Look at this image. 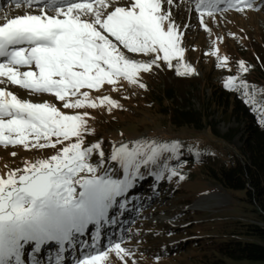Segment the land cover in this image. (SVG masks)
<instances>
[{
	"label": "snow or ice",
	"instance_id": "6c2138e0",
	"mask_svg": "<svg viewBox=\"0 0 264 264\" xmlns=\"http://www.w3.org/2000/svg\"><path fill=\"white\" fill-rule=\"evenodd\" d=\"M164 3L130 0L127 6H120L119 0H16L17 9L38 6V12L18 14L0 23V83L6 81L33 94H51L64 109L79 110L104 104L119 107L110 96L93 99L88 90L105 83L114 85L120 78L144 88L139 74L159 67L160 61L171 68L175 59L178 75L192 74L195 69L191 64L182 62L183 32L171 11L177 0H166L168 10ZM253 7V0H196L194 10L199 13L202 28L211 32L205 13L214 18L216 12H243ZM216 42L213 55L218 53ZM129 54L151 59L137 60ZM217 59L218 66H226V56L217 55ZM238 64L241 71H248L244 61ZM21 67L27 70L20 71ZM236 80L229 76L225 87H237ZM239 86L246 87L243 81ZM88 117V112L66 114L55 104L22 99L0 87V144L40 149L66 144L50 159L26 165L23 174L18 175L21 170L17 169L7 178L0 176V264H20L29 243L35 248L29 252L27 264H41L36 253L48 240L60 244L55 264H63L66 248L76 244L93 251L74 264H101L112 251L121 264H128V258L134 257L123 240L110 241L105 250H100L102 226L117 223L109 212L126 209L129 190L144 178L141 167L157 164L164 152L178 159L180 144L136 141L131 147L128 143L113 145L109 159L122 168L123 178H113L109 171L98 174V165L89 162L90 157L99 150L102 164L105 152L100 143L84 146V137L90 131ZM161 166L168 167L166 163ZM169 172V178L178 175L174 167ZM150 175L163 179L160 172ZM76 215L87 217L84 226L75 229L76 239L72 229L63 235L61 229L49 227L55 220ZM88 224L94 226L91 234Z\"/></svg>",
	"mask_w": 264,
	"mask_h": 264
},
{
	"label": "rangeland",
	"instance_id": "374dc122",
	"mask_svg": "<svg viewBox=\"0 0 264 264\" xmlns=\"http://www.w3.org/2000/svg\"><path fill=\"white\" fill-rule=\"evenodd\" d=\"M253 2L254 7L243 12L228 9L216 12L214 18L205 13V22L211 29L208 32L200 25L199 13L194 10L196 0H177L171 11L183 32L181 43L185 52L182 62L191 64L195 72L181 76L175 69L177 60L172 61L171 68L166 62L160 61L159 67H153L149 72L141 71L139 74V82L145 85L144 88L120 78L114 85L105 83L98 89L88 90L93 99L110 96L118 102L119 107L104 104L96 108L64 109L63 104L51 94H33L6 81L0 83V87L12 91L19 98L55 104L66 114L88 112L90 131L84 137V146L100 143L105 152L102 164L99 163V150L90 157L89 162L98 165V174L109 171L113 178H123L122 168L109 159L113 145L128 143L131 147L136 141L179 142L178 159L175 154L164 152L157 164L141 167L144 178L137 180L135 187L129 190L131 195L128 194L126 209L116 211L114 219L117 220L123 210L126 211V217H122L124 220L120 225L115 227L112 224L114 231L102 233L104 239L99 244L100 250H105L108 237L112 236V242L123 240V246L134 253V257L128 258V264H133V260L136 264H214L212 259L217 257V246L224 239L234 236L231 232L236 220L261 223L262 219L260 220L256 207L243 197L244 191L229 190L203 175L197 165L192 168L184 164L181 152L182 149L192 148L205 156L204 147L209 146L206 152L224 153L243 143L244 121L241 122L235 116L231 118L230 111L215 106L212 92L214 85L225 84L229 76H235L237 87L233 88H239L243 81L245 85L249 84L257 90V96L258 93L264 95V3L262 0ZM15 3L8 0L0 7V23L14 18L15 15L28 13L23 11L12 15L9 7L13 4L12 8L17 10ZM129 3L130 0H119L120 6H127ZM164 8L168 10L166 0ZM186 25L192 26L185 28ZM214 40L217 41V55L228 58L226 66H218L217 55L211 54ZM129 55L137 60L151 59L139 54ZM241 60L245 62L247 72L240 70L238 62ZM25 70L26 67L20 68V71ZM259 78L260 82L256 81ZM169 86L174 87L175 95L188 108H208L206 112L209 123L205 121L206 127H177L168 117L160 114L162 108L159 100L157 102L155 91ZM231 101L229 99L230 103ZM170 104L171 100L167 101L166 108ZM213 127L219 134L213 132ZM236 130L239 131L236 133ZM225 134L229 137L226 138ZM72 142H75L74 138ZM193 144L195 147H190ZM63 146L66 144L40 149L0 144V176L7 178L8 173L17 169L21 170L18 175L23 174L22 170L26 165L50 159ZM163 163L168 167H162ZM173 167L178 175L169 178V169ZM155 172L162 173L163 179L158 180L155 175H150ZM110 211L111 214L114 212ZM32 245L33 243H29L23 249L26 264L30 259L29 252L33 251ZM75 246V250L63 253L66 260L63 264H74L76 259L93 251L91 247L85 249L79 244ZM59 247L57 242L54 248L46 249V253L52 252L54 256L44 257L41 264H55ZM36 255L40 257L39 253ZM231 262L264 264L263 260L248 259ZM101 264L121 262L112 251Z\"/></svg>",
	"mask_w": 264,
	"mask_h": 264
},
{
	"label": "trees",
	"instance_id": "16d2710c",
	"mask_svg": "<svg viewBox=\"0 0 264 264\" xmlns=\"http://www.w3.org/2000/svg\"><path fill=\"white\" fill-rule=\"evenodd\" d=\"M256 91L249 84L246 87L226 88L225 84L220 83L214 85L212 92L215 106L230 111L231 118L235 116L241 122L244 121L241 146L229 148L224 153L206 152L207 146L203 150L205 156L192 148L181 150L184 164L192 168L197 165L203 175L229 190L244 191L243 197L256 207L262 219L261 223L236 220L231 232L234 236L224 239L217 246V257L212 259L214 264H232L231 261L241 259L264 261V95L258 93L257 96ZM155 96L161 104L160 114L168 117L177 127L202 128L209 123L208 108H188L175 95L173 86L155 91ZM170 100L171 104L166 108V102ZM213 128V132L219 134ZM225 137L229 136L225 134ZM190 147H195V144Z\"/></svg>",
	"mask_w": 264,
	"mask_h": 264
},
{
	"label": "bare ground",
	"instance_id": "6f19581e",
	"mask_svg": "<svg viewBox=\"0 0 264 264\" xmlns=\"http://www.w3.org/2000/svg\"><path fill=\"white\" fill-rule=\"evenodd\" d=\"M12 7H13V4L9 7V10L11 11L12 15L15 14V13H18V12H23V11H25V12L27 11L28 13L31 12L33 14H36L38 12V6H33L32 9H28L26 5H22L21 8H19L17 10L13 9ZM48 11H49L50 14H54L52 9H49ZM254 221H256V220H254ZM86 222H87V217L86 216L76 215L75 217H68V218H65V219L55 220L49 225V227H51L54 230L55 229H61L63 231V235H67L68 234V229H72V237H74L76 235L75 233H77L75 231V229L82 228ZM91 225L92 224H88L87 225L88 229L90 227L93 228V226H91ZM111 226H114V225H107V228H106L105 231H107ZM92 231L93 230L91 229V230L88 231V233L91 234ZM57 242H58L57 240H48L47 242L42 244L41 251L44 250V249H49L50 250V249L54 248V246L57 244ZM33 245H32V247L34 248L35 244L33 243ZM68 248L69 247L66 248L65 253H67ZM23 261L24 260L22 259L21 262H23ZM22 264H24V263H22Z\"/></svg>",
	"mask_w": 264,
	"mask_h": 264
}]
</instances>
